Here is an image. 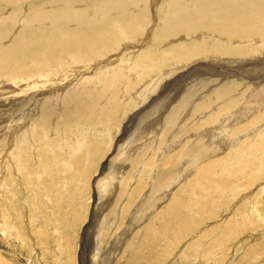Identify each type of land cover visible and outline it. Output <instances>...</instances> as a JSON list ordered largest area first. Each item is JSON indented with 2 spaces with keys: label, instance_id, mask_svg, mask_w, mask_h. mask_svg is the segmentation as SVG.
<instances>
[{
  "label": "bare ground",
  "instance_id": "1",
  "mask_svg": "<svg viewBox=\"0 0 264 264\" xmlns=\"http://www.w3.org/2000/svg\"><path fill=\"white\" fill-rule=\"evenodd\" d=\"M260 66L264 67V0H0V112L4 104L10 106L3 109V115L0 113V118L5 119L0 122V132L14 128L15 118L21 120L17 125L24 130L17 139H13V133L20 128L8 132L16 157L22 160L28 145L56 146L55 139L61 144H57L59 149L68 145L76 153L96 125L103 129L100 132L105 140L118 116H122V124L129 118L123 128L127 134L130 113H134L133 117L146 114L151 102L158 103L168 95L159 101L160 115L153 120L158 132L153 140L137 144L140 146L135 155H129L134 160L133 179L144 176L146 185L161 186L162 199L170 197L172 193L168 192L181 183L192 187L194 193L209 177L215 178L213 184L223 192L228 181L225 177H244L248 171L264 169V69ZM200 71L203 73L196 75ZM173 85L179 86L177 90L173 88L174 93L169 89ZM160 119L162 125L157 122ZM83 127L88 131L82 135L78 129ZM74 130L78 132L73 136L77 144L72 145L69 135ZM122 138L118 139L119 145ZM126 143L124 149L134 148L135 143ZM152 150L154 154L163 153L162 159L153 157ZM174 158V169L165 168ZM166 169L167 173L177 170V175L162 184ZM111 170L109 176L115 175L116 170ZM208 190L205 185L199 192ZM255 190H247L252 193L246 197L242 195L249 203L247 216L242 215L248 224ZM173 198L174 205L169 208L179 209L176 215L186 213L188 216H184L192 222L197 204L177 205L178 198ZM147 214L139 220L145 221ZM168 215L162 219L167 220V227L174 221ZM236 218H229L231 224L237 223ZM134 221L130 223L133 226ZM98 233L95 255L100 253L103 242L99 230ZM131 233L130 229L126 231L129 247ZM221 236L220 243L224 239ZM242 241H248V237ZM166 246L164 249L169 247ZM171 258L169 264H189L196 262L199 254L189 261L185 253ZM97 259L95 256L92 264Z\"/></svg>",
  "mask_w": 264,
  "mask_h": 264
},
{
  "label": "rangeland",
  "instance_id": "2",
  "mask_svg": "<svg viewBox=\"0 0 264 264\" xmlns=\"http://www.w3.org/2000/svg\"><path fill=\"white\" fill-rule=\"evenodd\" d=\"M194 63V61L190 62L191 65ZM260 68L264 69L263 66H260ZM199 73L202 74L203 72L200 71L195 74L198 75ZM177 87L179 86L173 85L169 86V89L173 90L175 88L177 90ZM172 90L171 92L174 93V90ZM166 97H163L161 101L167 99ZM157 101L158 103L151 102L149 104L151 109L148 107L147 113L143 114L145 117L143 115L133 117L134 113H130L132 121L128 125L130 131L127 134L123 133V128L125 124H128L129 118L128 120L127 118L124 119L125 121L123 120L124 123L122 124V116H118L117 120L114 121V125L111 127L112 131L110 130L111 133H109L110 135L108 134L110 137H105V140L103 133L100 132L103 129L97 125L94 126L88 132L89 137L85 141L82 150L76 153H73L74 150L69 149L68 145L66 148L65 145H63V148L61 146L63 150L59 149L57 144H61L55 138L56 146L48 147L46 143H43V146H41L38 143L40 141L38 140L39 137H37L38 144L36 143L35 147L30 145L25 147L24 153L21 154L22 160H19L16 157L17 154H14L13 150L15 146L13 142H9L11 138L9 133L20 128L17 124H20L21 120L15 118L12 121L14 128L6 132H0V136L2 135L0 137V140H2L0 166L4 165V168L8 166L6 169L2 167L3 169L1 170L0 168V176H2V181L0 180V264H92L95 256L98 258L95 264H157V262L158 264H169L172 262L171 257L182 256L184 253L188 258L190 257L187 259L188 261L199 254L196 262H189V264H264V186H262L264 185V169L259 172H257V169H253L254 171H248L244 177H230V179H228L229 177H225L228 181L225 180L227 183L225 182L226 189L223 192L217 190L215 182L213 184V181H215L214 177L206 178V181L204 180L202 184L200 183L201 187L208 186L209 194L207 192L200 194L201 187L199 189L196 188L195 192L192 193V189H190L192 187H184L181 183L172 192H168V194L172 193V195L167 199H162L160 196L163 192L161 186L157 185L155 187L153 183L146 185V182L143 180L144 176H136L133 179L132 174L135 167H133L132 161L134 160L129 157L135 155V151L140 146L137 144L146 145V142L149 141L148 139L153 140L155 133L158 132V127L154 125L155 118L159 117L161 111L158 108L160 107V99ZM3 106V109L10 107L6 106V104ZM3 109L2 111H4ZM161 120L157 122L162 125L163 121ZM167 120L171 121V118ZM3 121L5 119L0 118V122ZM13 125L11 126L13 127ZM118 125L121 126L120 130H118ZM11 126L9 125L8 127L10 128ZM21 128L13 133V139H17L21 135V131L24 130ZM84 130L85 132L88 131L86 127L78 129V131L83 132L82 135L85 133ZM118 132L120 133L118 134ZM74 134H78V132L74 130L69 135L72 145L77 144L73 137ZM120 137L123 138L119 142V145L118 139ZM69 140L67 139L66 141L69 142ZM125 142H128L129 145L131 142L135 143L134 148H132L133 150L124 149L123 144ZM116 144L118 147L122 146L119 149L122 148L123 150L117 149L115 147ZM150 144L148 143V145ZM35 151L38 155L35 154ZM146 151L149 152L150 149L148 148ZM151 152L150 154L157 160L162 159L163 153L160 151H158V154H154V151ZM9 156L10 158L12 157L13 162H10ZM37 159L40 160L39 164ZM111 159L113 160L112 164L109 163ZM175 159L170 162L172 163L171 165L169 164L165 168L171 167L174 169L177 165ZM166 160L164 161L166 162ZM142 163L140 162V165ZM110 167L116 170L115 173L113 172L115 175H110L111 177L109 176V173L112 171ZM155 167L153 166V168ZM40 170H43V172ZM165 171L167 177L161 180L162 184H166L177 175V170L170 173H167L169 169ZM41 172L42 175H40ZM116 178L117 181H115ZM178 178L180 176L176 179ZM179 181L181 180L179 179ZM148 185H151L152 191H149ZM248 188L256 189L254 195H252V199H250L252 202L251 208H253V211H250L253 214H251L252 217H249V224L244 221L246 219H242L244 217L242 215L247 212L246 206L249 204L248 199L245 200V197L252 193V191H247L249 190ZM126 190H128L129 195ZM173 197L178 198L177 205L191 203L194 207L197 204L194 208L192 207L193 211H196L193 216L195 219L193 218L192 222L188 220V217H185L188 216L186 213H180L179 216L176 215L179 209L177 211V209L172 207L169 208L170 204L174 205L172 203L175 200ZM172 199L174 200L172 201ZM197 200H200V202ZM98 208L99 210H97ZM107 210L108 212H106ZM170 211L172 213L176 212L175 215ZM146 212L148 213L145 219L146 222L144 220L140 221L139 219ZM167 213L172 215L174 221L178 218L180 220V217L182 218L185 215V218H183L184 220L187 218V221H185L189 223H185L181 219V222L176 220L175 224L173 221V224L170 223L171 225L169 224L167 227V220H162L167 216ZM138 215L140 218H136ZM228 217H232V219L233 217H237L238 221L236 224L238 225L231 224ZM133 220H135L134 226L130 224ZM138 220L140 223L137 227L138 223L136 222ZM145 226L146 229L144 228ZM240 228L242 230H239ZM128 229L132 230L129 236L131 241L134 242L130 241V247L128 246L129 243L126 245V237H128L126 231ZM98 230L103 242L100 253L95 255L94 246L97 234H99ZM174 230H178L176 234ZM221 230L225 232V235L222 234ZM250 233H254L253 237L249 235ZM220 235L224 237L222 243L218 241ZM247 237L248 241H242L243 239L246 240ZM166 239H168V242ZM238 241L242 244L240 245ZM164 242L168 245L166 246ZM171 242H173V245ZM152 244L155 248H153ZM165 246H169L166 248L167 250L164 249ZM159 251L163 253H159ZM168 252L170 253L168 254ZM163 254L165 258H163ZM187 254L190 255L188 256ZM181 264H186V262H181Z\"/></svg>",
  "mask_w": 264,
  "mask_h": 264
}]
</instances>
